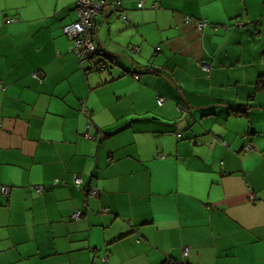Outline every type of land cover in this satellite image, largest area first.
Listing matches in <instances>:
<instances>
[{
	"label": "crops",
	"instance_id": "0c3cea01",
	"mask_svg": "<svg viewBox=\"0 0 264 264\" xmlns=\"http://www.w3.org/2000/svg\"><path fill=\"white\" fill-rule=\"evenodd\" d=\"M77 1L0 0V264H264V0H108L88 72Z\"/></svg>",
	"mask_w": 264,
	"mask_h": 264
},
{
	"label": "built area",
	"instance_id": "2783aa9c",
	"mask_svg": "<svg viewBox=\"0 0 264 264\" xmlns=\"http://www.w3.org/2000/svg\"><path fill=\"white\" fill-rule=\"evenodd\" d=\"M144 4V0L139 4L141 8ZM120 6V4H118ZM106 3L104 0H78L77 1V10H78V20L73 22L70 25H67L63 28L64 35L69 39L73 45V52L78 56L80 62H84L95 55L98 54V47L96 44V17L103 11ZM124 19L127 21V16H124ZM188 21H191V18H187ZM18 19L11 18L6 21V23L17 22ZM206 20L197 21V29L202 32L208 26ZM203 68L210 71L211 67L209 65L203 64ZM35 78H38L37 74H34ZM0 88L2 86L0 85ZM164 99H159V104H162ZM248 145L246 149H252ZM82 183L80 177L75 178V184L79 187ZM39 192H42V188H38ZM3 192L7 193L8 189L3 188ZM89 195L92 197H97L99 195L98 190H90ZM253 201L256 200L255 197L251 198ZM80 217V214L77 215V218ZM189 249L184 250V256L187 257Z\"/></svg>",
	"mask_w": 264,
	"mask_h": 264
},
{
	"label": "trees",
	"instance_id": "16d2710c",
	"mask_svg": "<svg viewBox=\"0 0 264 264\" xmlns=\"http://www.w3.org/2000/svg\"><path fill=\"white\" fill-rule=\"evenodd\" d=\"M105 1V0H104ZM105 3H107L106 1H105ZM118 4H120V6L118 5ZM144 5V4H143ZM106 7L107 6H105V8L103 9V11L101 12V13H103L104 12V10H106ZM109 7H110V5H109ZM116 7L124 14V12L125 11H123L122 10V4L120 3V2H117L116 3ZM141 8H143V6L141 7ZM76 9H78L77 8V4H76ZM78 11V10H77ZM100 13V14H101ZM98 17V16H97ZM96 17V18H97ZM17 19V18H16ZM123 19H124V16H123ZM125 20V19H124ZM198 21H202V20H198ZM207 22H208V20H206ZM76 22V21H75ZM208 24H209V22H208ZM96 26H97V23H96ZM208 26H211V28L212 29H215V25H211V24H209ZM207 26V27H208ZM64 28V27H63ZM206 29V28H205ZM203 32V31H202ZM96 33H97V31H96ZM63 34H64V32H63ZM65 36V35H64ZM66 37V36H65ZM67 38V37H66ZM68 39V38H67ZM69 40V39H68ZM98 47V46H97ZM102 56V57H104L105 58V60L106 61H104V62H98V63H94V65L92 66L91 65V67H87V64L88 63H92L98 56ZM77 58H78V56H77ZM117 58H115L114 57V55L113 54H109V53H107V52H105V51H102V50H99V48H98V54L97 55H95L94 57H92V58H90V59H88V60H85L84 62H80V60H79V58H78V63H79V66H80V69L82 70V71H84V72H88V71H90V70H92V69H96L97 71H103L104 69H105V66H106V62H109V63H111L110 61L112 60V61H115ZM117 61V60H116ZM117 64H118V62H117ZM139 67V66H138ZM138 69V70H137ZM151 71H153L152 70V68H149V67H145L144 68V70H143V68H136V70H134V72H132V70L131 71H128L132 76H133V78L136 80V81H139L140 80V75L142 74V73H148V72H151ZM208 71V70H207ZM208 72H210V71H208ZM35 74H37L38 75V73H35ZM37 79H40V76L38 75V78ZM162 99V98H161ZM165 103V100H164V102L162 103V104H159V100H158V104L160 105V106H162L163 104ZM90 192V191H89ZM89 192H88V194H89ZM175 264H177V263H175Z\"/></svg>",
	"mask_w": 264,
	"mask_h": 264
},
{
	"label": "water",
	"instance_id": "95a60500",
	"mask_svg": "<svg viewBox=\"0 0 264 264\" xmlns=\"http://www.w3.org/2000/svg\"><path fill=\"white\" fill-rule=\"evenodd\" d=\"M109 5H110V4H109V2H108V0H107L106 6H107L108 9H109ZM112 54H113V53H112ZM113 55H114L115 58L121 56V55L118 54V53H116V54L114 53ZM110 62H111V64H117V61H116V60H115V61H112V60H111Z\"/></svg>",
	"mask_w": 264,
	"mask_h": 264
},
{
	"label": "rangeland",
	"instance_id": "374dc122",
	"mask_svg": "<svg viewBox=\"0 0 264 264\" xmlns=\"http://www.w3.org/2000/svg\"><path fill=\"white\" fill-rule=\"evenodd\" d=\"M205 65H208V64H205ZM209 66L211 67V65L209 64ZM210 71H211V69H210ZM224 145H226V143H224ZM248 146V145H247ZM246 146V147H247ZM226 147H227V145H226ZM252 148V147H251ZM247 150V149H246ZM251 150V149H250ZM247 151H249V149L247 150Z\"/></svg>",
	"mask_w": 264,
	"mask_h": 264
}]
</instances>
